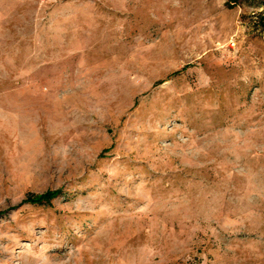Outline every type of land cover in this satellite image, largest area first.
<instances>
[{
  "label": "rangeland",
  "instance_id": "374dc122",
  "mask_svg": "<svg viewBox=\"0 0 264 264\" xmlns=\"http://www.w3.org/2000/svg\"><path fill=\"white\" fill-rule=\"evenodd\" d=\"M262 3L0 0V264H264Z\"/></svg>",
  "mask_w": 264,
  "mask_h": 264
},
{
  "label": "trees",
  "instance_id": "16d2710c",
  "mask_svg": "<svg viewBox=\"0 0 264 264\" xmlns=\"http://www.w3.org/2000/svg\"><path fill=\"white\" fill-rule=\"evenodd\" d=\"M262 6H264V3H262ZM61 191L56 190V191H46L45 193L41 195H28L24 199L25 204H30V205H48L51 203L52 200L60 196Z\"/></svg>",
  "mask_w": 264,
  "mask_h": 264
}]
</instances>
